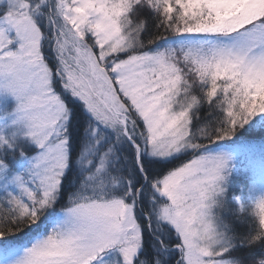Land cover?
Segmentation results:
<instances>
[{
    "label": "snow or ice",
    "instance_id": "snow-or-ice-1",
    "mask_svg": "<svg viewBox=\"0 0 264 264\" xmlns=\"http://www.w3.org/2000/svg\"><path fill=\"white\" fill-rule=\"evenodd\" d=\"M0 264H264V0H0Z\"/></svg>",
    "mask_w": 264,
    "mask_h": 264
}]
</instances>
